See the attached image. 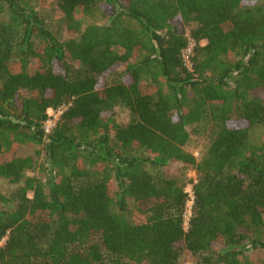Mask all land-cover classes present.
<instances>
[{
	"label": "trees",
	"instance_id": "trees-1",
	"mask_svg": "<svg viewBox=\"0 0 264 264\" xmlns=\"http://www.w3.org/2000/svg\"><path fill=\"white\" fill-rule=\"evenodd\" d=\"M263 136L264 0H0V264H264Z\"/></svg>",
	"mask_w": 264,
	"mask_h": 264
},
{
	"label": "rangeland",
	"instance_id": "rangeland-1",
	"mask_svg": "<svg viewBox=\"0 0 264 264\" xmlns=\"http://www.w3.org/2000/svg\"><path fill=\"white\" fill-rule=\"evenodd\" d=\"M36 9L42 14V16L46 19L47 23L50 25L51 29L58 34V36L61 38V40H66L69 37L68 34V28L66 26V22L64 18L62 17L61 12L59 9L50 4L47 1L44 2H38L35 4ZM113 9L111 6L107 4H102L100 8L94 12V14L91 16V18L88 20V23H97V24H105L108 22V19L112 16ZM179 30L181 32H185L186 30L182 25H179ZM129 121V116L126 111L119 110L117 115V123L118 124H124ZM264 140V136L261 139ZM204 145V139L203 138H197L193 137L192 142L190 143L189 147L187 148V151L193 155H195L197 158L200 157L202 148ZM43 147H30V146H21L17 149V154L21 157H33L38 163L39 166H45V154L43 152ZM37 153H40L41 155L38 156ZM182 166H179L177 164H173L171 169L174 171L181 170ZM187 178L190 180L195 181L197 179L196 172L189 170L186 171ZM28 178H39L43 181H46V173L43 171V168L36 172H27L26 173V179ZM24 185V181L19 184L15 185L10 183L8 180L0 179V193L4 195H9L13 192H15L18 188L22 187ZM191 189V186H190ZM192 206V204H190ZM181 264H194V259L184 254L183 258L181 259Z\"/></svg>",
	"mask_w": 264,
	"mask_h": 264
},
{
	"label": "built area",
	"instance_id": "built-area-1",
	"mask_svg": "<svg viewBox=\"0 0 264 264\" xmlns=\"http://www.w3.org/2000/svg\"><path fill=\"white\" fill-rule=\"evenodd\" d=\"M196 47V43L190 39L189 40V45L187 47V49L183 52V57L184 60L186 62V65L188 67H191L190 64V57L192 55V52L194 50V48ZM67 110V107H62L59 110L55 111V110H50L49 111V116L50 119L49 121L46 123L45 125V131L47 134H50L52 129L55 127L56 123L59 121L60 116Z\"/></svg>",
	"mask_w": 264,
	"mask_h": 264
}]
</instances>
